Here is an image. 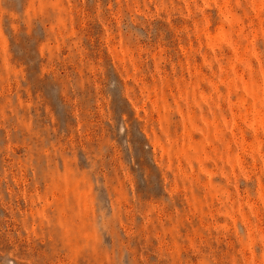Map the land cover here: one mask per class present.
<instances>
[{
  "label": "rangeland",
  "instance_id": "374dc122",
  "mask_svg": "<svg viewBox=\"0 0 264 264\" xmlns=\"http://www.w3.org/2000/svg\"><path fill=\"white\" fill-rule=\"evenodd\" d=\"M0 264H264V0H0Z\"/></svg>",
  "mask_w": 264,
  "mask_h": 264
}]
</instances>
